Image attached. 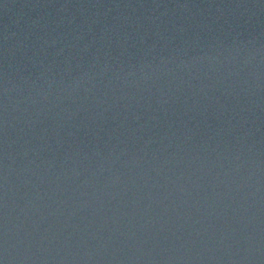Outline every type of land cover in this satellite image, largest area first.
<instances>
[{
    "label": "water",
    "instance_id": "water-1",
    "mask_svg": "<svg viewBox=\"0 0 264 264\" xmlns=\"http://www.w3.org/2000/svg\"><path fill=\"white\" fill-rule=\"evenodd\" d=\"M0 264H264V0H0Z\"/></svg>",
    "mask_w": 264,
    "mask_h": 264
}]
</instances>
